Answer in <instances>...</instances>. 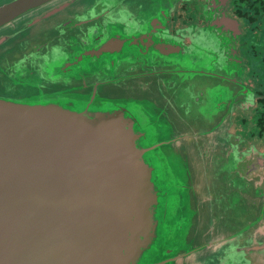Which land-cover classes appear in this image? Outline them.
<instances>
[{"label":"water","instance_id":"obj_1","mask_svg":"<svg viewBox=\"0 0 264 264\" xmlns=\"http://www.w3.org/2000/svg\"><path fill=\"white\" fill-rule=\"evenodd\" d=\"M191 1H0V264H264V156L231 133L256 98L232 74L240 23L228 0H202L206 24L173 31ZM198 48L218 71L174 62L199 61ZM191 74L225 84L201 126L173 97ZM68 75L74 97L56 85ZM158 149L181 153L189 184L165 182Z\"/></svg>","mask_w":264,"mask_h":264},{"label":"rangeland","instance_id":"obj_2","mask_svg":"<svg viewBox=\"0 0 264 264\" xmlns=\"http://www.w3.org/2000/svg\"><path fill=\"white\" fill-rule=\"evenodd\" d=\"M0 1L3 2V1H9V0H0ZM113 4H115V2H110V7H112ZM198 15H199V12H197V11L192 12L190 10V7H189L187 12L185 13V16H187V17L184 20L186 21L188 18L199 19ZM64 31L69 32V29L63 27L62 29L59 30L60 33L62 32V34H61L62 38L66 39L68 37V34L65 33L66 35H64ZM12 33L15 34V32H12ZM53 34H54V32H53ZM198 50H200L198 55L201 57V59L199 61H195L192 58L188 59L187 57H185L183 60H176L174 62L178 66L180 65L179 66L180 68H186L187 67L191 71H193V70H195L197 72L198 71L211 72L212 70L218 71V65H221V63H219L217 61V58L215 57V52L211 51V50L200 49V48H198ZM41 57H44V59H45L44 55H42V56L40 55V58ZM176 64L174 65L172 62V65L175 68L177 67ZM42 65H45V64H42ZM208 65L210 67H208ZM216 65H217V67H215ZM42 73L44 74V76H46V74L50 73L47 66H44L42 68ZM184 76H187V75H181V76L177 75L176 76L175 81L178 79L177 90H176L178 92V94L175 93L177 95L174 94L173 97L175 99L178 98V101L182 104H185V105L188 104L189 109H190L189 112H190V114H192V117L197 118V121L202 120L201 122L198 123V125L199 126L204 125L205 124L204 122H208L210 120V118L213 119V117H216L214 104L216 103L217 98H219V96H221V91H222L221 89L224 88L225 84L223 83V81H220V79L213 78L212 76H204V75H200V74H191L190 78H189V76H187L188 80H186V78L184 79L183 78ZM51 78H53V77H51ZM72 79H77V78H74L71 75L63 76V77H57L56 85L60 88L67 90L66 93L64 94V96H67V97H74L75 96L76 90H74L72 92L70 91V89L72 88L71 87L72 84H70V81ZM46 81H42L40 83V86L43 88L44 91L49 90L50 87L53 86L52 84L48 83L49 81H47V82ZM127 85L126 84H120V85L116 86V89L114 92L117 94L118 93L117 91L124 90V88ZM112 88H113V86L110 84L108 89L111 90ZM194 89L196 90V92L199 91L200 94L202 93L204 95V100H203L202 105H200V108L196 105L195 102H192V98H191L192 95L191 94H192V90H194ZM52 90L53 89H50L47 93L51 92ZM2 91H4V90L2 89ZM129 92L130 93L132 92L136 96H141L143 94V93L137 94L136 91L135 92L132 91L131 88L129 89ZM121 95L125 96L126 90ZM77 97H78V95H77ZM128 105H130V103ZM142 106H144V103L140 102V105L137 106L136 110H135L137 113H139L138 109L140 107L141 115H142V111H143ZM129 107L131 109V106H129ZM144 108L146 110V113L149 114L148 108H146L145 106H144ZM186 113H188V110L186 111ZM136 115L139 116V114H136ZM236 115H237V113H236ZM255 124H256V118H253V120L248 119V121L244 120V123H242V120L241 121H239L237 119L235 120V114H234L233 123L231 125L232 128H234V129L231 128V130L234 131V135L240 136L242 134L241 137L245 138V140H247V147L253 146L255 148L256 143L259 146H261V145L264 146V144L262 143V139L260 137H258V135H257V129L255 128ZM231 133H233V132L231 131ZM241 146H242V144H241ZM192 150H193L192 153L195 156H197L198 155L197 145H193ZM156 152L158 154V157L162 161V166H164L167 170L173 171V172H167L165 174V182L166 183L171 185V187H173L175 190H177V187L186 183L187 181H188V184L190 183V179L187 177L188 175H187L185 169H183V157L181 155H179L181 153L174 151V150L172 151V150H167V149H161V150L158 149ZM254 157L259 158V156H254ZM182 194H183V197L186 199V203L188 205H192V203H193L192 192L187 191V190H182ZM195 202H196V200H195ZM224 203H225V205L227 204V202H224Z\"/></svg>","mask_w":264,"mask_h":264},{"label":"flooded vegetation","instance_id":"obj_3","mask_svg":"<svg viewBox=\"0 0 264 264\" xmlns=\"http://www.w3.org/2000/svg\"><path fill=\"white\" fill-rule=\"evenodd\" d=\"M72 1L61 0L62 4L66 6ZM203 5L204 1L202 0L180 3L177 11L174 13V20L171 26L172 30L186 27L194 22L204 26L206 22L203 17ZM189 7L192 12H199V19L194 18L192 22L187 24L184 19L187 17L185 13ZM225 9L231 18L236 19L240 23V30L237 35L238 40L236 42L238 63L235 64L232 74L233 76H237L240 73L245 82L244 84L255 93L256 97L255 105L251 109L235 112V120H242V123H244V120L248 121V119L253 120V118H256L255 128L257 127V135L262 139V143L264 144V0H228ZM64 13L66 14V11ZM65 14L66 23L68 19ZM37 31V28L34 26L28 27V32L25 35L20 34L21 36L11 39L7 43L13 45L22 36L31 38L38 33ZM0 38L4 42L6 38L5 33H1ZM1 44L2 49H4V43ZM234 52L232 51L233 54H235ZM231 131L234 133L233 130ZM241 147V149H246L247 140H245V143ZM255 148L264 156V146H259L256 143Z\"/></svg>","mask_w":264,"mask_h":264},{"label":"trees","instance_id":"obj_4","mask_svg":"<svg viewBox=\"0 0 264 264\" xmlns=\"http://www.w3.org/2000/svg\"><path fill=\"white\" fill-rule=\"evenodd\" d=\"M194 19L193 18H188L186 21H185V23H190V22H192ZM257 128V127H256Z\"/></svg>","mask_w":264,"mask_h":264}]
</instances>
